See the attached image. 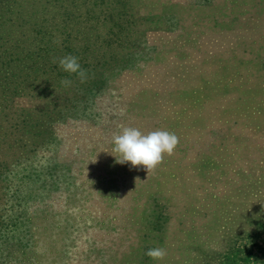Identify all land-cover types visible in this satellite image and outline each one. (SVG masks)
<instances>
[{
  "label": "rangeland",
  "instance_id": "374dc122",
  "mask_svg": "<svg viewBox=\"0 0 264 264\" xmlns=\"http://www.w3.org/2000/svg\"><path fill=\"white\" fill-rule=\"evenodd\" d=\"M3 5L0 46L14 7ZM127 5L126 57L95 91L0 67L41 89L0 93L19 120L0 136V188L25 198L11 210L26 217L0 264H264V0ZM123 127L179 144L147 176L111 154ZM154 247L163 261L145 255Z\"/></svg>",
  "mask_w": 264,
  "mask_h": 264
},
{
  "label": "trees",
  "instance_id": "16d2710c",
  "mask_svg": "<svg viewBox=\"0 0 264 264\" xmlns=\"http://www.w3.org/2000/svg\"><path fill=\"white\" fill-rule=\"evenodd\" d=\"M200 1L207 4L209 0ZM127 3L128 0H0V7L1 4L4 7L10 4L14 6L11 11H6L9 17L3 15L7 22L4 26V41L0 46V67L8 69L11 64L26 65L45 78L57 81L70 79L79 83L75 75L69 76L60 69L58 62H52L53 59L58 61L66 55H74L81 67L88 72L83 90H97L98 85L101 86L105 69L121 65L122 59L126 57L122 51L131 43L129 31L133 28V15ZM98 7L99 9H95ZM12 32H16V35L10 39ZM88 33H92L89 38ZM8 73L9 71H4L0 76L2 95L21 97L34 89L36 93L41 90L36 85L29 91H24L23 87L14 84L13 77ZM0 114L2 136L8 131L6 127L18 126L19 120L10 119L5 107H0ZM9 120L11 123L6 126ZM2 169L0 163V174ZM2 189L0 188V204L3 205L0 208V244L5 242L4 239L19 233L26 218L23 213L14 214L11 210L21 206L25 198L21 200L20 195L13 198L12 192ZM153 217L151 227L157 229L160 220L164 223V218L161 212Z\"/></svg>",
  "mask_w": 264,
  "mask_h": 264
},
{
  "label": "clouds",
  "instance_id": "9594fccd",
  "mask_svg": "<svg viewBox=\"0 0 264 264\" xmlns=\"http://www.w3.org/2000/svg\"><path fill=\"white\" fill-rule=\"evenodd\" d=\"M60 69L71 75H75L80 83L88 78V72L84 70L79 60L74 55H66L58 61L53 59ZM61 83L70 87L72 81L64 79ZM179 144V137L167 130L156 129L147 133L136 127H123L112 139L111 154L120 164H130L132 168L142 167L149 173L161 165L166 156H171ZM139 180V179H137ZM136 180V181H137ZM145 255L153 261H163L167 256L164 247L149 248Z\"/></svg>",
  "mask_w": 264,
  "mask_h": 264
}]
</instances>
